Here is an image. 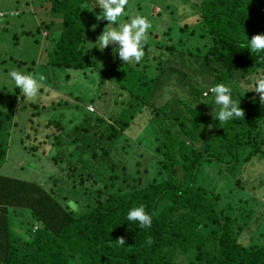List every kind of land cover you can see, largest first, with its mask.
Masks as SVG:
<instances>
[{
  "label": "trees",
  "instance_id": "1",
  "mask_svg": "<svg viewBox=\"0 0 264 264\" xmlns=\"http://www.w3.org/2000/svg\"><path fill=\"white\" fill-rule=\"evenodd\" d=\"M37 1L43 6L48 3L51 15L61 21L52 49L47 52V64L80 72L96 69L95 56L87 53L84 43L91 10L83 6L97 7V0ZM200 18L198 36L207 44L201 56L196 55L203 59L196 62V67L207 69L211 84L227 85L231 76L240 73L237 79L264 76V51L254 52L247 47L253 35L264 34V0H200ZM169 31L170 28L164 35ZM192 32L193 29L189 30V35ZM147 46L144 45L145 55L137 63L141 68L119 59L112 65L108 80L105 81L106 75L101 77L104 72L97 75L101 85L107 81L116 83L118 99L127 100V107H141L139 113L148 110L147 131L157 141L156 176L143 183L138 175L139 161L135 160L129 169L128 159L122 168L130 171L132 181L130 184L125 181L121 187L116 166L112 164L110 182L100 178L105 182L104 190L97 189L95 196L93 189L77 194V200L81 198L84 206L77 213L63 199L64 204L59 202L52 189L0 173V264H178L181 255L184 256L181 262L186 264H264V241L256 237L262 235L264 222L261 217H254L255 210L249 200L231 197L234 192L247 190V179L241 176L245 164L250 162V166L256 159L264 161L261 145L264 140H257V135L264 131L260 94L229 85L233 100L240 101L245 115L225 123L213 118L221 107L215 98L204 101L210 94L204 95V88L197 86L191 91L198 106L176 98L156 106L153 96L161 73L166 71L162 66L166 55L159 53L153 71V66L144 61ZM165 49L171 52L175 46ZM65 78L69 79V73ZM34 102L24 100L16 86L6 95L3 90L0 92V169L7 154L10 131L18 125L17 112L37 110L31 116L27 114L23 122L24 126L30 123L25 136L33 141L29 151L40 148L33 124L42 105ZM16 105L18 108L14 109ZM202 105L214 111H205ZM86 112L89 113L87 108ZM107 116L112 124L99 137L126 150L130 144L125 145L120 136L134 121L136 113L132 111L125 118H115L110 113ZM53 121L50 117L46 124ZM209 125L213 127L210 129ZM73 128L86 131L78 125ZM24 138L20 139L22 143ZM99 149L105 154L111 152L105 145H99L91 155ZM71 157L67 151V163L72 166ZM53 159L57 161L56 157ZM77 161H83L82 152ZM205 175L215 185H206L202 181ZM140 205L152 216L151 227L127 220L128 212ZM19 210L26 222L32 219L23 228L25 235L30 234L29 239L13 228L16 223L13 217ZM34 225L36 229L32 232ZM121 236L126 240L123 246L116 240ZM149 237L151 244L147 243Z\"/></svg>",
  "mask_w": 264,
  "mask_h": 264
},
{
  "label": "rangeland",
  "instance_id": "2",
  "mask_svg": "<svg viewBox=\"0 0 264 264\" xmlns=\"http://www.w3.org/2000/svg\"><path fill=\"white\" fill-rule=\"evenodd\" d=\"M44 5H40L37 0H0V11L6 14L0 18V92L3 90L6 95L8 92L11 93L15 86L14 80L9 75L12 70L33 73L37 78L40 75L45 77L41 87L45 91L39 92L37 98L33 99L35 102L39 99L36 103L42 105V108L38 109L40 115L35 117L33 124L37 145L40 148L37 151H29V144L31 145L33 141L26 139L25 136L30 123H26V128L23 122L27 114L31 116L37 110L29 108L22 110L21 113L17 112L15 115L18 125L10 131L8 150L0 173L37 182L46 190L52 189L54 197L62 204H64L62 199L66 204L69 200H73L78 201L76 204L83 208V200L81 198L77 200V194H81L86 189L85 192H91L93 189L92 195L95 196L97 189L104 190L105 182L100 178L110 182L112 164L116 166L115 171L119 175L117 182L121 187L125 186V181L129 184L132 181L130 171L127 169L123 171L122 168L128 159L129 169L133 168L135 160L139 161L138 175L143 183L156 176L157 141L154 135L147 131L149 112L144 109L139 113L141 107L134 109L127 107V100L118 99L115 82L107 81L102 85L98 82L100 78L97 74L100 71L104 72L101 77L106 75L105 81L108 80L112 65L120 58L118 53L114 54L113 51L118 47L117 45H109L103 51L97 48L99 47L96 43L97 37L105 26L119 27L120 24L130 22L131 18L137 15L147 17L152 27L148 30V39L145 43L148 44L146 47L148 52L144 58L147 60H143L151 64L154 71L159 53L166 55L162 63L166 71L159 77V84L153 96L154 104L159 106L169 99L176 98L198 106L199 104L192 100V88L197 86L207 90L214 87L210 82L211 77L209 79L207 75V69L196 67V62L203 60L196 55L199 54L200 57L207 44L205 39L198 36L201 25L200 0H129L125 8L127 15L121 17L116 25H107L106 19L97 20V15L102 10L98 5L94 6L90 11L84 43L88 48L87 53L95 56L97 67L85 69L84 72L59 69L47 64V52L52 49L54 39L61 29V21L51 15L48 3ZM45 24H49L50 27H45ZM94 24L96 28L93 30ZM184 25L187 26L185 31ZM169 28L168 35H164ZM191 29L193 32L189 35L188 31ZM35 39L38 42H35ZM168 46H175V49L169 52L165 49ZM197 46L201 48L199 51L195 49ZM129 64L141 68L135 62ZM29 67L31 70H28ZM168 68L172 69L168 70ZM67 73H69L68 80L65 78ZM241 74L231 76L227 85L242 91L252 90L257 78L250 75L246 79H237ZM210 98H215L213 92L204 101ZM24 100L33 101L25 98ZM16 108L17 105L14 109ZM86 108L89 113L86 112ZM202 109L214 111V108L205 105H202ZM132 111L136 113V117L120 136L125 145L130 144L129 148L123 150L120 145L107 144L103 137H99V134L107 132L108 125L112 124L107 116L108 113L115 118H125ZM96 116L103 120H96ZM50 117L54 121L48 125L46 123ZM74 125L82 126L86 131H75ZM41 133L45 136L43 137ZM126 137L128 139L125 140ZM21 138H24L25 143L20 141ZM74 140H77V143L68 146V143ZM257 140H264V131L257 135ZM99 145H105L106 148L111 149V152L105 154L99 149L98 153L91 155L92 151L98 150ZM261 145L264 149V142ZM75 149H77L76 153H74ZM67 151L72 154V166L67 163ZM79 152H82L83 160L80 162L77 161ZM53 157H56L57 161H54ZM249 163L245 164L241 174L243 179H247L245 181L247 190L234 192L231 197L237 199L238 196H242L244 200H249V205L255 210L254 217H261L264 222V161L258 162L256 159L250 166ZM202 181L208 186L215 185L206 175L202 176ZM218 187L220 189L219 185ZM221 193L223 194L222 191ZM23 216L24 213L19 210L13 217V222H16L13 228L29 239L30 234L25 235L23 228L25 225H30L32 219L26 222ZM261 232L262 235L256 237L264 241V229ZM182 258H184L182 255L177 258L178 264H186L181 262Z\"/></svg>",
  "mask_w": 264,
  "mask_h": 264
},
{
  "label": "clouds",
  "instance_id": "3",
  "mask_svg": "<svg viewBox=\"0 0 264 264\" xmlns=\"http://www.w3.org/2000/svg\"><path fill=\"white\" fill-rule=\"evenodd\" d=\"M129 0H97L96 5L102 10L97 15V20L106 19L107 25H116L121 17L126 16V6ZM84 9L92 10L87 5L83 6ZM152 27L151 22L147 17L137 15L131 18L130 22L122 23L119 27L105 28L97 37L96 43L103 51L109 45H117L114 48V54L118 53L120 60L123 63H139L145 55L144 45L148 39V30ZM93 30L96 25H92ZM250 44L248 49L254 52L264 51V34H255L249 39ZM10 77L14 80L16 88H18L23 97L27 100L37 98L42 82L45 77L40 75L38 78L33 73H22L17 70H12L9 73ZM211 91L215 97V103L220 105L218 114L213 118L218 119L219 122L225 123L233 118H244L245 110L240 107V101H235L232 98V89L229 85L219 83L215 85ZM260 94V103L264 105V76L259 77L255 82V87L250 90ZM213 115V114H212ZM213 126L209 125L211 129ZM67 206L73 212H79V206L75 201L69 200ZM128 221H138L141 227H151L152 216L146 212L145 207L132 208L127 214ZM34 228L33 230H35ZM120 245H125V237L121 236L116 239ZM148 244L152 243V238L147 240Z\"/></svg>",
  "mask_w": 264,
  "mask_h": 264
},
{
  "label": "built area",
  "instance_id": "4",
  "mask_svg": "<svg viewBox=\"0 0 264 264\" xmlns=\"http://www.w3.org/2000/svg\"><path fill=\"white\" fill-rule=\"evenodd\" d=\"M11 14H12V13H11ZM5 15H6L5 12L0 11V18L4 17ZM211 89H212V87L208 88L207 90H205V91L203 92V94H204V95H206V94H212ZM35 228H36V227H35Z\"/></svg>",
  "mask_w": 264,
  "mask_h": 264
}]
</instances>
